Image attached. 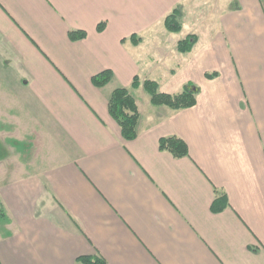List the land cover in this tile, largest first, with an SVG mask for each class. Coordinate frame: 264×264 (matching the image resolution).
I'll list each match as a JSON object with an SVG mask.
<instances>
[{
  "label": "crops",
  "instance_id": "0c3cea01",
  "mask_svg": "<svg viewBox=\"0 0 264 264\" xmlns=\"http://www.w3.org/2000/svg\"><path fill=\"white\" fill-rule=\"evenodd\" d=\"M0 74V264H264V0H0ZM148 79L191 85L196 104L153 105ZM118 87L138 104L134 140L108 110ZM167 136L189 156L160 150Z\"/></svg>",
  "mask_w": 264,
  "mask_h": 264
},
{
  "label": "trees",
  "instance_id": "16d2710c",
  "mask_svg": "<svg viewBox=\"0 0 264 264\" xmlns=\"http://www.w3.org/2000/svg\"><path fill=\"white\" fill-rule=\"evenodd\" d=\"M164 24L170 31H179L181 29L182 25L178 20L176 10H173L166 16ZM104 28L105 22L98 24L97 29L99 31ZM68 34L72 41L83 40L87 36L84 30L79 29H71ZM193 37V35H190L186 39L181 40L177 45V49L182 52L191 50L193 47ZM111 78L112 71L104 70L92 77V83L97 87H104ZM140 83V78L135 76L132 81V87L136 88ZM143 85L147 93L150 95L153 105H166L173 109H185L196 104V91L191 85H186L182 91L173 94L162 92L159 84L150 79L143 81ZM108 110L111 117L119 125L122 137L125 140H134L138 135L140 112L136 99L131 94L130 89L127 87L116 88L109 99ZM159 149L167 151L177 158L189 156L187 143L178 136L162 137L159 141ZM228 204L229 201L226 193L216 191L212 203V210L214 212H221L228 207ZM4 214L5 211L0 208V218H2ZM81 260L87 264H107L103 259L93 261L90 258H82Z\"/></svg>",
  "mask_w": 264,
  "mask_h": 264
},
{
  "label": "rangeland",
  "instance_id": "374dc122",
  "mask_svg": "<svg viewBox=\"0 0 264 264\" xmlns=\"http://www.w3.org/2000/svg\"><path fill=\"white\" fill-rule=\"evenodd\" d=\"M179 20V18H178ZM180 21V20H179ZM1 74H0V99L3 97H10V90L6 88V85L3 81V79L1 78ZM14 74L13 72H8L5 75V79L7 80V78L13 79ZM21 115V117L23 118V120L26 121V127H25V135H29V134H33L35 136V140L37 141V134L35 132H39L41 133V139L42 141H44V144L46 145V152H48V150L52 149V144L50 139L47 137V135H45L44 133H42V130L35 124V122L31 119L32 114L29 112L28 115H26L25 113H19ZM34 139V138H33ZM44 144L40 143V148L43 150L44 148ZM34 146L36 148V143L34 141ZM50 148V149H49ZM42 152V155H47L45 152ZM51 156V155H50Z\"/></svg>",
  "mask_w": 264,
  "mask_h": 264
}]
</instances>
